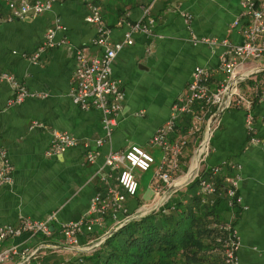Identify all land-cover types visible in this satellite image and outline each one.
<instances>
[{"label": "crops", "instance_id": "crops-1", "mask_svg": "<svg viewBox=\"0 0 264 264\" xmlns=\"http://www.w3.org/2000/svg\"><path fill=\"white\" fill-rule=\"evenodd\" d=\"M240 2L53 0L41 15L9 19L7 12L0 18V71L13 75L33 94L19 104H11L13 90L8 83L0 82V148L6 151L13 168L12 183L0 186V227L18 226L23 218L41 221L54 213L56 217L48 238L24 233L0 243V248L16 247L30 253L27 260L16 256L5 264H77L79 253L87 252L103 236L105 224L92 233L81 234L79 247L73 248L66 245L62 229L86 215L95 195L105 197L110 189H117V172L105 166L108 153L125 152L131 146L153 152L150 139L187 93L195 67L209 73L211 91L219 88L225 78L220 65L224 48L200 40L241 43L246 23L240 17ZM90 5L99 9L113 43L122 42L133 24L148 27L147 33H132V45L124 46L112 63L111 75L122 82L123 99L109 139L105 138L101 113L83 111L69 97L76 50H85L91 58L101 54L99 47L90 44L97 35L95 26L85 22ZM237 20L240 24L230 27ZM55 22L62 27L53 36L55 46L40 51L47 30ZM36 53L39 56L34 60ZM237 80L236 94L252 102L253 132H247L245 112L236 99L224 98L219 108L207 114L211 129L208 154L197 170L209 172L220 167L221 175L229 174L237 181L240 203L223 215L224 222L233 224L235 220L238 263L264 264V145L251 142L253 137L264 142V57L244 63ZM198 108L193 112H200ZM191 114L180 116L169 136L171 142L186 139L179 168L171 173L174 191H183L189 184L180 180L192 171L197 144L209 128L207 120L190 136ZM53 132L73 136L77 145L47 155ZM98 140L103 144L97 145ZM88 154L94 157L91 163ZM155 170L149 185L152 199L142 204L141 197L128 202L127 197V214L138 213L158 201Z\"/></svg>", "mask_w": 264, "mask_h": 264}, {"label": "built area", "instance_id": "built-area-1", "mask_svg": "<svg viewBox=\"0 0 264 264\" xmlns=\"http://www.w3.org/2000/svg\"><path fill=\"white\" fill-rule=\"evenodd\" d=\"M53 0H6L8 18L23 19L27 16H38L47 12ZM241 18L245 20L246 27L243 31L242 42L234 44L227 39L217 41L212 38H203L200 43L206 45H220L224 48L220 55V65L225 74V78L219 88L211 91L208 87L209 73L201 68L195 67L190 82L188 83L187 93L182 96L173 106L169 118L163 126L151 137L150 144L162 151V159L156 167L155 192L158 201L151 207L146 208L141 215L158 207H162L167 203L171 194L169 188L172 186L171 173L179 168V158L182 155L186 145V139L180 138L171 142L170 134L175 130L177 119L186 114H191L192 119L189 135H194L201 130V126L207 123V114L213 108H219L224 98H235V103L243 108L245 112V127L250 134L253 132V115L252 102L236 94L237 77L241 66L253 60H259L264 57V0H241ZM147 11H145L146 13ZM240 21V20H239ZM234 21L230 27H237L240 22ZM85 22L95 26L96 37L90 42L91 45L101 49L98 57H87L85 50L77 49L75 53L76 67L71 77L72 87L69 91V97L72 103L83 111L96 110L102 115L101 123L105 133V138L109 139L115 130L117 116L122 108V82L114 79L111 75L112 63L119 51L124 46L132 45V33L148 32L147 26L139 23L130 26L129 32L124 35L122 42H111L109 40V31L106 28L100 11L97 7L90 5L89 14L85 18ZM153 21L150 20L149 24ZM62 29L58 22L50 27L45 35V43L40 51L45 48H53V36L56 31ZM39 53L34 54L33 59L36 60ZM0 82L8 83L13 90V98L11 104H19L27 97L33 96L27 88L19 83L15 77L9 73L0 71ZM264 99V92H262ZM199 107L200 112L194 113L193 109ZM208 130L202 135L204 136L197 144L195 162L197 166L191 171L189 183L199 179V170H197L200 161L208 154V140L210 137V120H208ZM253 143L264 142L257 140L255 137L251 139ZM97 145H102L103 141L98 140ZM77 145L76 139L66 133L53 132L47 155H57L64 152L68 148ZM88 162H93V155L86 156ZM155 164L152 154L144 151L137 146H131L125 152H110L105 158V166L117 172V189H110L105 197L100 194L95 195L90 201L89 209L82 219L76 222H70L62 229V235L67 246L78 248L79 236L83 233H92L94 229L102 228L105 224L107 214L111 215L114 226H121L123 220L127 218L124 203L127 197H135L138 191V181L133 175V170L138 169L141 172H147ZM197 170V171H196ZM12 165L6 151L0 148V186L12 183ZM212 176L221 173L220 167L211 169ZM228 189L226 195L229 199L228 205L232 202L237 205L240 198L236 194L237 181L234 178H226ZM159 183L161 185H159ZM200 193L203 195H213L216 193V186L211 180H201L199 183ZM122 215L123 219H119ZM55 213L50 214L45 220H31L23 218L18 226L4 225L0 227V243L13 237L20 236L24 233L38 234L48 238L52 234L51 224L55 220ZM224 230L227 231V238L223 244L222 264H239L237 258V250L239 241L235 232L234 225L231 221L225 222ZM106 235V234H105ZM101 237L90 246L99 244ZM89 248V249H90ZM30 253L28 251H19L16 247L0 248V264H5L14 260L19 256L22 261L27 260Z\"/></svg>", "mask_w": 264, "mask_h": 264}, {"label": "trees", "instance_id": "trees-1", "mask_svg": "<svg viewBox=\"0 0 264 264\" xmlns=\"http://www.w3.org/2000/svg\"><path fill=\"white\" fill-rule=\"evenodd\" d=\"M7 12L6 0H0V18ZM227 177L202 171L183 191H174L165 205L143 215L126 214L121 226L115 227L108 213L104 238L89 252H80L76 263L222 264L227 238L223 215L237 207L235 202L228 205ZM210 178L216 193L203 195L199 183Z\"/></svg>", "mask_w": 264, "mask_h": 264}, {"label": "rangeland", "instance_id": "rangeland-1", "mask_svg": "<svg viewBox=\"0 0 264 264\" xmlns=\"http://www.w3.org/2000/svg\"><path fill=\"white\" fill-rule=\"evenodd\" d=\"M201 134H199L200 136ZM202 138H200L201 140ZM199 140V142H200ZM160 149H156L154 148L153 149V152L151 151L150 153H152L154 159H155V164L150 168L149 171L147 172H141L140 170L138 169H134V175L136 177V179L138 180V184H139V187H138V191H137V194L135 197H129L127 198V202L129 200H132V199H135V198H142L141 200V203L142 204H147L148 202H150V200L152 199L154 193L152 192V189H150L149 185H150V182H151V179H152V175H153V170H154V167H157L158 163L160 162ZM197 158V156L195 155V159ZM193 163L192 162V166H193ZM185 175H183L184 177ZM186 182H189V179L186 181ZM129 199V200H128ZM145 210L144 209H141L139 210L138 213H135L136 215H139L141 213H143ZM119 219H123V216L120 215L119 216Z\"/></svg>", "mask_w": 264, "mask_h": 264}, {"label": "bare ground", "instance_id": "bare-ground-1", "mask_svg": "<svg viewBox=\"0 0 264 264\" xmlns=\"http://www.w3.org/2000/svg\"><path fill=\"white\" fill-rule=\"evenodd\" d=\"M197 166V163L195 162V164H194V167L192 168V170L195 168ZM191 174H192V172H189L186 176H184L180 181H187L190 177H191Z\"/></svg>", "mask_w": 264, "mask_h": 264}, {"label": "water", "instance_id": "water-1", "mask_svg": "<svg viewBox=\"0 0 264 264\" xmlns=\"http://www.w3.org/2000/svg\"><path fill=\"white\" fill-rule=\"evenodd\" d=\"M174 191V188H171L169 189V193ZM98 245V244H97ZM97 245H94L93 247H91L89 250H87V252H89L90 250L94 249Z\"/></svg>", "mask_w": 264, "mask_h": 264}]
</instances>
